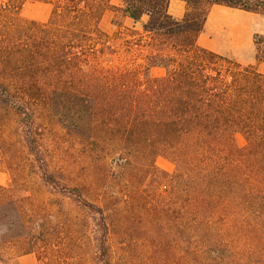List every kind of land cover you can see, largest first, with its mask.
<instances>
[{
  "label": "trees",
  "instance_id": "16d2710c",
  "mask_svg": "<svg viewBox=\"0 0 264 264\" xmlns=\"http://www.w3.org/2000/svg\"><path fill=\"white\" fill-rule=\"evenodd\" d=\"M25 1L0 0V115L15 124L0 123V153L34 181L0 184V262L264 264V73L197 43L211 5L264 14V0H184L181 18L171 0H33L51 5L45 22L19 17ZM108 9L132 26L104 31ZM54 118L121 157L116 187L51 167L39 129ZM159 154L175 165L170 214L140 195Z\"/></svg>",
  "mask_w": 264,
  "mask_h": 264
},
{
  "label": "rangeland",
  "instance_id": "374dc122",
  "mask_svg": "<svg viewBox=\"0 0 264 264\" xmlns=\"http://www.w3.org/2000/svg\"><path fill=\"white\" fill-rule=\"evenodd\" d=\"M112 3L119 5V0H112ZM51 11V5L42 1L27 0L23 3L18 15L24 20L45 22ZM117 20L126 26H132L131 20L121 16L120 12L112 9L105 11L101 19V27L104 31L111 33L116 29L113 21ZM136 28L138 25H135ZM197 43L215 52L224 54L243 65H253L258 71L264 73V14L250 12L242 9L225 7L224 5H211L205 20L204 27L197 37ZM120 61V60H117ZM116 63V60H114ZM150 73L153 76H160L164 69L159 66L152 67ZM1 118L4 120L1 121ZM0 123H5L12 129L14 121L11 114L1 113ZM42 131L41 146L42 152L51 159V167L64 175L71 183H80L87 177H91L98 183H105L106 189L116 187L121 176L117 164L121 157L109 152L102 155L101 148L93 149L92 152L87 146L78 144L72 139L68 129L61 128L55 118L49 120L39 129ZM234 143L237 147L246 144L242 133L234 134ZM90 154V155H88ZM5 158L0 153V184L13 183L16 179V171L25 178L34 181L32 167L29 162H24L25 168L17 170L13 167L9 157ZM16 158V157H15ZM14 159V161H17ZM155 170L139 176L140 195L143 199L154 206L164 203V209L170 212L173 199L169 198L167 192V178L174 170L175 165L172 159L159 154L154 157ZM176 208L181 209L179 200ZM66 207V206H65ZM170 214V213H169ZM177 215H180L178 213ZM178 219V218H177ZM238 238V235L234 237ZM4 261L0 264H37L34 254L14 255L12 251L3 254ZM71 264H93L89 259L76 260Z\"/></svg>",
  "mask_w": 264,
  "mask_h": 264
},
{
  "label": "crops",
  "instance_id": "0c3cea01",
  "mask_svg": "<svg viewBox=\"0 0 264 264\" xmlns=\"http://www.w3.org/2000/svg\"><path fill=\"white\" fill-rule=\"evenodd\" d=\"M213 5H217V4H213ZM225 7H227V6H225ZM185 9H186V3L184 0H171L169 2L168 11L175 18H181L185 12ZM125 18H127V17H125ZM131 23H132V21H131ZM0 178H2V177L0 176Z\"/></svg>",
  "mask_w": 264,
  "mask_h": 264
}]
</instances>
